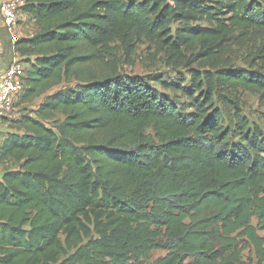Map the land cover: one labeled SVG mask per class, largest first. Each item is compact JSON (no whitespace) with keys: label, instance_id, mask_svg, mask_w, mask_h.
Here are the masks:
<instances>
[{"label":"trees","instance_id":"trees-1","mask_svg":"<svg viewBox=\"0 0 264 264\" xmlns=\"http://www.w3.org/2000/svg\"><path fill=\"white\" fill-rule=\"evenodd\" d=\"M25 13L38 32L14 45L22 100L47 96L0 146V264H144L156 250L151 264H235L247 250L264 264V145L238 104L239 143L208 110L219 88L264 102V67L194 73L206 93L185 114L102 53L121 41L130 57L146 32L174 63L207 61L236 29L264 37V0H28ZM204 18L215 28L172 36Z\"/></svg>","mask_w":264,"mask_h":264},{"label":"rangeland","instance_id":"rangeland-1","mask_svg":"<svg viewBox=\"0 0 264 264\" xmlns=\"http://www.w3.org/2000/svg\"><path fill=\"white\" fill-rule=\"evenodd\" d=\"M145 1V0H143ZM208 8L214 7L218 0H202ZM131 3L133 0H124ZM213 14H218L214 11ZM218 16V15H217ZM155 18H151V23ZM214 19H201L198 22H175L172 26V36H176L178 29L183 28H215ZM102 53L106 56H115L119 61V71L123 75L141 76L146 78L151 85L161 93L167 95L182 113L191 114L196 111L191 97L201 99L204 91L199 92L193 85V74L196 72L212 73L220 70H244L247 72H263L264 59V37L255 31L245 34L243 29L233 31L230 39L219 50L216 57L203 62H192L188 60L174 63L167 55L166 50L158 39L149 33L143 32L133 40V52L128 57L126 48L121 41L110 44ZM76 83H63L59 88L74 87ZM41 97L34 103H24L22 96L16 101V116L30 115L46 99ZM204 100V98L202 99ZM234 104H238L243 116L250 122L249 133L260 138L264 145V102L260 99L259 92H247L242 89L238 91L223 90L219 88L214 95V101L208 104L209 114L220 115L225 121V127L234 131L232 140L241 142L237 130ZM58 119L63 120L62 115ZM149 130L148 133H151ZM4 138V136H3ZM4 168L0 167V170ZM167 254L166 250H156L144 260V264H151ZM235 264H257L256 258L250 250L241 254V258Z\"/></svg>","mask_w":264,"mask_h":264},{"label":"built area","instance_id":"built-area-1","mask_svg":"<svg viewBox=\"0 0 264 264\" xmlns=\"http://www.w3.org/2000/svg\"><path fill=\"white\" fill-rule=\"evenodd\" d=\"M28 0H2L0 20L2 27L10 36L11 46L20 40V31L34 22L26 13ZM29 65L14 54L8 66L0 71V146L4 131L13 132V121L17 120L16 101L23 96Z\"/></svg>","mask_w":264,"mask_h":264},{"label":"crops","instance_id":"crops-1","mask_svg":"<svg viewBox=\"0 0 264 264\" xmlns=\"http://www.w3.org/2000/svg\"><path fill=\"white\" fill-rule=\"evenodd\" d=\"M2 0H0L1 5ZM38 32V28L31 24L30 27L26 29H22L20 31V39L32 38ZM16 54L15 49L11 46V40L9 34L2 27L0 20V71H3L12 58V56ZM8 130L4 131V136L8 133ZM2 174V170H0V175Z\"/></svg>","mask_w":264,"mask_h":264}]
</instances>
